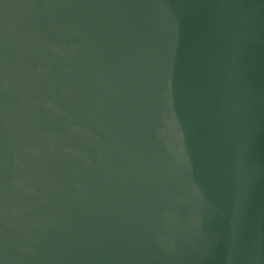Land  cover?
Segmentation results:
<instances>
[{"label":"water","instance_id":"95a60500","mask_svg":"<svg viewBox=\"0 0 264 264\" xmlns=\"http://www.w3.org/2000/svg\"><path fill=\"white\" fill-rule=\"evenodd\" d=\"M0 264H264V0H0Z\"/></svg>","mask_w":264,"mask_h":264}]
</instances>
